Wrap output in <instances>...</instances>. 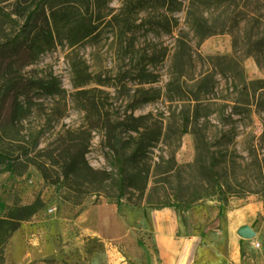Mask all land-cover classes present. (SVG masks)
Segmentation results:
<instances>
[{"label": "rangeland", "instance_id": "rangeland-1", "mask_svg": "<svg viewBox=\"0 0 264 264\" xmlns=\"http://www.w3.org/2000/svg\"><path fill=\"white\" fill-rule=\"evenodd\" d=\"M18 1L29 0H0V7ZM184 1L172 33H137L140 45L172 48L153 69L165 93L175 80L168 95L135 111L165 125L145 196L133 197L140 205L117 204L107 119L87 118L73 98L74 55L94 71L131 67L111 36L36 59L24 42L0 47V150L19 163L16 173H0V216L17 204L41 206L12 235L0 264H264V0ZM194 12L208 19L201 35ZM9 32L0 16V45ZM126 95L115 96L118 104ZM63 97L66 116L47 114ZM83 131L90 136L71 140L70 132ZM189 202L186 211L171 206ZM244 224L254 238L239 236Z\"/></svg>", "mask_w": 264, "mask_h": 264}, {"label": "trees", "instance_id": "trees-1", "mask_svg": "<svg viewBox=\"0 0 264 264\" xmlns=\"http://www.w3.org/2000/svg\"><path fill=\"white\" fill-rule=\"evenodd\" d=\"M113 2L114 0H29L18 1L8 10L0 7V16L10 26V32L5 35L0 47L4 49L24 42L28 52L36 59L61 45L75 49L99 43L105 36H111L118 58L123 62L127 59L132 61L131 67L115 74L108 70L94 71L86 59L74 55L71 60L75 88L73 98L87 118L107 119L105 143L110 150L112 164L117 169V204L121 205L126 198L129 203L140 205V202L133 201V197L136 194L138 199L145 196L153 170V149L162 139L165 125L164 120L153 112L137 115L135 111L141 105L168 95L175 80L168 83L165 93L160 85L162 75L153 69L166 60L172 48L154 41L140 45L137 33H172L179 25L176 13L184 10L185 1L120 0V6H114ZM189 14H193L192 11ZM194 14V25L201 35L208 19L196 16L195 12ZM178 57L180 51L177 50L175 58ZM175 66L178 67V64ZM182 74L179 73V77L175 79L178 80ZM130 82L134 84L129 86ZM118 94H127L125 104H118L115 98ZM67 108L68 101L65 97L56 99L47 114L63 118L67 114ZM46 110L44 105H39L40 112ZM69 134L72 135L71 140H74L88 138L91 133L83 131L76 136L71 132ZM18 165V160L9 152L0 150V173L14 174ZM215 165L216 162L213 161L212 179L217 189L222 190ZM171 206L186 211L193 207V203ZM40 209L41 206L37 204H17L0 216L1 259L4 258L5 248L12 235ZM223 212L224 206L221 205L220 214Z\"/></svg>", "mask_w": 264, "mask_h": 264}, {"label": "water", "instance_id": "water-1", "mask_svg": "<svg viewBox=\"0 0 264 264\" xmlns=\"http://www.w3.org/2000/svg\"><path fill=\"white\" fill-rule=\"evenodd\" d=\"M237 232L239 236L244 239H252L257 235L256 230L248 224H244L239 227Z\"/></svg>", "mask_w": 264, "mask_h": 264}]
</instances>
